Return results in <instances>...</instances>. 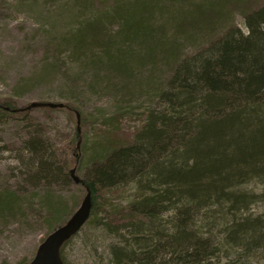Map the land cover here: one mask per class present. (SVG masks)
<instances>
[{"label":"trees","instance_id":"trees-1","mask_svg":"<svg viewBox=\"0 0 264 264\" xmlns=\"http://www.w3.org/2000/svg\"><path fill=\"white\" fill-rule=\"evenodd\" d=\"M243 2L104 0L61 43L85 58L93 82L120 92L122 106L94 129L90 145L78 107L36 108L73 117L72 134L55 147L29 117V104L0 99V123L22 124L28 134L20 149L42 194L34 205L27 194L4 188L0 215L20 217L25 205L29 217L45 223L46 238L78 207L53 193L73 184L75 169L82 181L75 186L91 192L84 226L118 241L109 247L110 264H259L253 259H264V0L253 9L239 7ZM224 7L237 8L244 31ZM141 100L137 125L124 128ZM128 188L131 197L116 204ZM255 206L262 213L253 214ZM72 238L60 250L64 264Z\"/></svg>","mask_w":264,"mask_h":264},{"label":"rangeland","instance_id":"rangeland-1","mask_svg":"<svg viewBox=\"0 0 264 264\" xmlns=\"http://www.w3.org/2000/svg\"><path fill=\"white\" fill-rule=\"evenodd\" d=\"M98 1L0 0V99L14 97L19 106L30 103H69L78 107L87 123L85 129L88 130V145L93 141L92 134L100 122L122 106V95L105 88L103 80L93 82L95 73L90 70L85 58H74L61 40L81 22L89 19L92 11L104 4V0ZM261 1L246 0L239 7L243 9L249 6L253 9ZM224 8L229 13L232 12L231 20L235 27L244 31L243 20L237 8ZM219 31L217 29L216 33ZM203 41L205 40L196 38V43ZM196 43L191 44L189 49ZM145 103V100H141L140 109H136L134 104L131 106L132 110L128 109L131 112L123 121L124 128L130 129L137 125L138 114L146 107ZM29 115L37 121L34 125L44 130V136L55 147L62 144L64 138L69 137L74 130L73 117L66 111L47 113L42 109H33ZM25 131L19 123H0V193L4 188L12 189L21 196L27 194L36 205L42 197L41 185L27 173H31V169L26 167L30 156L20 149L21 142L28 136ZM83 141L84 138L80 140V144ZM246 188L258 190L259 186L250 184ZM53 193L61 195L70 208L76 202L77 206L80 205L85 192L82 188L69 184L63 189L55 188ZM131 195L128 188L117 196L115 203L122 204ZM25 209L24 205L23 215L20 217L15 214L12 218L7 212L0 215V264L29 263L37 247L45 239V223L29 217ZM252 211L253 214L262 213L263 207L255 206ZM117 242L88 224L65 246V262L110 264L109 247ZM259 258L257 256L253 261L264 264V259Z\"/></svg>","mask_w":264,"mask_h":264},{"label":"water","instance_id":"water-1","mask_svg":"<svg viewBox=\"0 0 264 264\" xmlns=\"http://www.w3.org/2000/svg\"><path fill=\"white\" fill-rule=\"evenodd\" d=\"M65 106L59 103H30L25 110L36 108H49V109H63ZM76 117V131L80 133V117ZM80 142V141H79ZM77 143V148L79 146ZM75 169L69 171L71 181L74 185H82V181L75 175ZM92 208L91 192L85 188L84 197L70 216V218L60 227L51 232L37 247L34 257L28 264H64L60 257V250L62 246L75 236L80 229L85 225L90 217Z\"/></svg>","mask_w":264,"mask_h":264}]
</instances>
